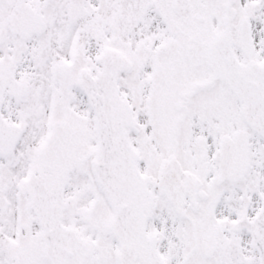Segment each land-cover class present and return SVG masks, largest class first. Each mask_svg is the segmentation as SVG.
Masks as SVG:
<instances>
[{"label":"snow or ice","instance_id":"6c2138e0","mask_svg":"<svg viewBox=\"0 0 264 264\" xmlns=\"http://www.w3.org/2000/svg\"><path fill=\"white\" fill-rule=\"evenodd\" d=\"M0 264H264V0H0Z\"/></svg>","mask_w":264,"mask_h":264}]
</instances>
